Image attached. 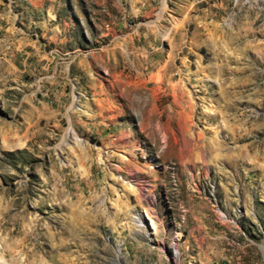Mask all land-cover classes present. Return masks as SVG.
<instances>
[{
    "label": "rangeland",
    "instance_id": "rangeland-1",
    "mask_svg": "<svg viewBox=\"0 0 264 264\" xmlns=\"http://www.w3.org/2000/svg\"><path fill=\"white\" fill-rule=\"evenodd\" d=\"M0 264H264V0H0Z\"/></svg>",
    "mask_w": 264,
    "mask_h": 264
},
{
    "label": "bare ground",
    "instance_id": "bare-ground-1",
    "mask_svg": "<svg viewBox=\"0 0 264 264\" xmlns=\"http://www.w3.org/2000/svg\"><path fill=\"white\" fill-rule=\"evenodd\" d=\"M72 131H73V130H72L71 128H69V129H68V132H66V136H72V137H74Z\"/></svg>",
    "mask_w": 264,
    "mask_h": 264
}]
</instances>
